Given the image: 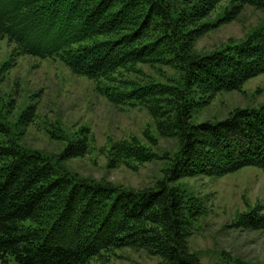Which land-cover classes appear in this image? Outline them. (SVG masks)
I'll return each mask as SVG.
<instances>
[{"label": "trees", "instance_id": "obj_1", "mask_svg": "<svg viewBox=\"0 0 264 264\" xmlns=\"http://www.w3.org/2000/svg\"><path fill=\"white\" fill-rule=\"evenodd\" d=\"M186 1L192 5L177 11L176 0H0V36L15 45L16 55L60 60L73 73L106 83L113 101L148 102L160 115H170L162 131L173 130L179 143L156 186L126 189L63 167L68 159L88 153V129L50 155L22 145L0 108V134L7 135L0 139V259L5 263L89 264L130 247L158 256L157 264H201L188 244L190 209L172 183L183 177L223 176L247 166L264 169V105L200 124L191 122V110L200 105L197 98L240 91L264 74V27L240 43L200 56L193 52L198 34L191 26L223 0ZM230 3L233 9L264 10V0ZM140 64L169 65L178 79L171 86L126 79L115 85L116 76ZM34 113L32 106L23 119L33 121ZM112 149L123 163L152 157L138 139L115 143ZM236 226L264 231V213L251 209ZM241 261L237 264H249Z\"/></svg>", "mask_w": 264, "mask_h": 264}, {"label": "rangeland", "instance_id": "obj_2", "mask_svg": "<svg viewBox=\"0 0 264 264\" xmlns=\"http://www.w3.org/2000/svg\"><path fill=\"white\" fill-rule=\"evenodd\" d=\"M190 5L186 0H176L174 8L179 11ZM205 24L210 25L209 30L199 34ZM191 27L198 34L193 41V52L208 55L229 44L240 43L264 27V10L253 6L233 9L230 0H223L209 17ZM127 71L116 76L117 87L124 79L140 85L162 82L169 86L178 79L176 69L169 65L140 64ZM106 93V83L77 75L60 60L16 55L15 45L0 36V108L22 145L57 155L70 140L84 136L81 130L88 129V153L63 162L65 169L79 177L126 189L156 186L171 166L179 144L173 130L162 131L163 124H169L170 115H160L140 99L113 101ZM197 101L200 105L191 110L193 124L223 120L238 109H259L264 105V74L247 81L240 91L224 92L212 99L197 98ZM32 106L34 119L25 121L23 116ZM50 132L64 139H55ZM2 138L6 139L7 135L0 134ZM132 139L147 147L152 154L149 160L123 163L122 156L116 159L113 145L130 143ZM172 185L183 192L190 209L188 244L201 264H237L241 260L264 264V231L236 226L238 219L251 209L264 213V169L247 166L223 176L183 177ZM159 261L158 256L144 249L126 247L94 258L89 264H157ZM0 264L19 263L0 259Z\"/></svg>", "mask_w": 264, "mask_h": 264}]
</instances>
